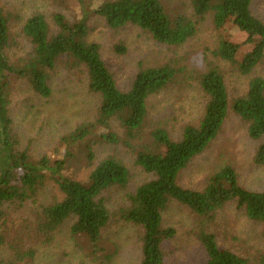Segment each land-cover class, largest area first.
<instances>
[{"label": "trees", "instance_id": "obj_1", "mask_svg": "<svg viewBox=\"0 0 264 264\" xmlns=\"http://www.w3.org/2000/svg\"><path fill=\"white\" fill-rule=\"evenodd\" d=\"M254 1L191 0L193 18L172 16L162 0H90L91 6L81 5L83 16L75 21L68 20L64 14H55L56 34H52L45 15L36 12L25 19L23 25L24 33L33 44V54L16 64L11 61L8 49L12 22L20 16L7 12L0 0V264H34L36 251L32 246L8 244L4 218L11 205L37 202L47 179L57 183L62 197L42 205L37 223L42 243L52 242L65 222L72 220L71 234L85 244L94 264H111L116 252L105 245L103 231L113 217H117L142 229L140 264H165L164 245L175 237L176 230L165 226L163 212L176 201L201 218L198 237L208 255L203 264L249 263L244 256L220 247L209 226L216 213L231 202L248 219L264 223V190L242 186L235 167L229 163L223 164L202 190L183 187L180 177L190 162L218 136L230 107L249 124L251 138L264 137V78L254 75L264 58V21L254 15ZM93 14L104 18L111 28L132 24L157 42L171 45L186 43L207 15L213 16L217 27L231 22L246 36L244 43L252 44V49L240 58L241 45L220 38L214 54L241 76L249 78L247 89L231 101L225 72L219 65H211L200 77L207 99L200 122L187 124L180 139H174L163 124L156 125L150 133L154 145L148 143L138 148V140L142 139L149 120V100L173 85L181 69L172 64L141 67L130 89H120L102 57L100 44L89 38L88 21ZM64 56L73 67L84 69L90 91L101 97L96 123L106 129L99 134V140L123 143L135 149L136 164L154 175L128 193L129 204L117 212L109 209L102 194L113 187L128 186L131 173L121 159L109 155L95 166L88 181L72 179L61 174L66 166L65 159L53 162L43 156L34 160L29 149L21 147L20 135L14 128L11 115L14 79H25L35 93L49 98L52 95L51 71ZM113 119L120 122L123 135L110 130ZM95 125L85 123L64 139L69 145L85 139L93 133ZM90 156L93 155L90 153ZM255 162L264 165V141L257 149ZM260 259L264 264V256Z\"/></svg>", "mask_w": 264, "mask_h": 264}, {"label": "rangeland", "instance_id": "obj_2", "mask_svg": "<svg viewBox=\"0 0 264 264\" xmlns=\"http://www.w3.org/2000/svg\"><path fill=\"white\" fill-rule=\"evenodd\" d=\"M162 2L172 16L194 18L191 0ZM83 3L86 6L92 4L90 0H3L7 12L20 16V19L12 22L8 49L11 61L20 64L33 54V44L23 31L25 19L41 12L49 22L52 34H56L58 27L54 15L61 13L68 20L75 21L83 16ZM252 10L255 16L264 21V0H255ZM88 24L90 40L100 44L103 59L114 74L118 87L124 91L130 89L141 67L172 64L181 69L173 85L149 100V120L142 139L137 141L138 148L152 143L150 133L156 125L163 124L174 139H180L187 124L200 122L207 102L200 77L211 65H219L225 72L231 101L247 89L249 78L241 76L234 67L214 54L220 38L240 44V58L252 49V44L244 43L246 36L231 22L217 27L213 16L207 15L200 21L194 36L182 45L159 43L132 24L119 29L111 28L104 18L94 14ZM254 75L264 78V58ZM50 84L52 95L43 98L32 90L25 79H14L11 115L14 128L21 138V147L29 149L34 160L43 156H48L53 162L65 159L66 166L61 174L85 182L103 158L114 155L121 159L131 173L128 186L113 187L102 194L109 209L117 212L129 204L127 194L134 192L154 175L136 164L135 149L123 143L111 144L99 140V134L106 129L96 123L101 97L90 91L84 69L73 67L64 56L51 71ZM85 123L96 124L93 133L85 139L71 142V145L67 144L64 138ZM248 126L230 107L220 133L182 172L180 184L185 188L202 190L213 174L223 164L229 163L235 167L242 186L263 191L264 165L255 162V155L264 137L251 138ZM110 130L123 135L117 119L112 120ZM55 197L61 198L62 194L57 183L47 179L39 191L37 202L27 201L22 205L9 206L4 218L8 244L32 246L36 251L34 264H94L85 244L72 236V220L65 222L52 242L42 243L37 232L42 205L50 204ZM163 217L165 226L176 230L175 237L164 245L165 264L205 263L208 255L198 237L200 216L188 206L172 201L163 212ZM209 229L216 234L220 247L244 256L249 260L248 264H261L260 258L264 256V223L248 219L235 203L231 202L219 210ZM141 233V227L113 217L103 231L105 245L116 252L111 264L141 263Z\"/></svg>", "mask_w": 264, "mask_h": 264}]
</instances>
